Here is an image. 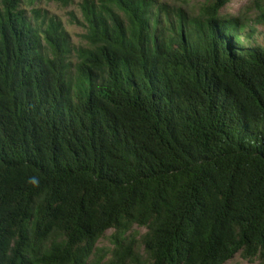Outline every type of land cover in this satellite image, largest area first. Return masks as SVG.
Here are the masks:
<instances>
[{"label":"trees","instance_id":"16d2710c","mask_svg":"<svg viewBox=\"0 0 264 264\" xmlns=\"http://www.w3.org/2000/svg\"><path fill=\"white\" fill-rule=\"evenodd\" d=\"M37 1L0 0V264H264V4L83 0L74 45Z\"/></svg>","mask_w":264,"mask_h":264},{"label":"rangeland","instance_id":"374dc122","mask_svg":"<svg viewBox=\"0 0 264 264\" xmlns=\"http://www.w3.org/2000/svg\"><path fill=\"white\" fill-rule=\"evenodd\" d=\"M83 0H73L70 5L63 6L59 2L50 0H38L35 7L47 12L48 15L54 16L62 22V25L74 45H80L83 43L84 28L81 24L82 15L80 11V3ZM173 7H180L185 9L189 15L196 13L197 8L201 0H163ZM258 2V3H257ZM264 0H231L228 4L221 9L222 15H231L245 17L251 19V25L261 29L260 25L255 24V19L259 14L257 5H263ZM26 6V5H24ZM30 9V8H29ZM138 235L145 232V228L135 226L133 228ZM111 230H108L106 234L98 241L95 248V253L91 257L90 264H106L111 256V250L113 245L109 239ZM140 251L143 248L140 246ZM256 262L247 261L236 255L226 264H255Z\"/></svg>","mask_w":264,"mask_h":264}]
</instances>
